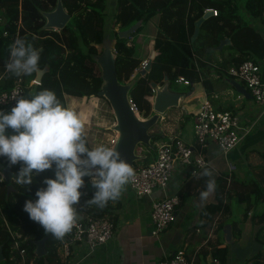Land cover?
<instances>
[{
    "label": "trees",
    "instance_id": "trees-1",
    "mask_svg": "<svg viewBox=\"0 0 264 264\" xmlns=\"http://www.w3.org/2000/svg\"><path fill=\"white\" fill-rule=\"evenodd\" d=\"M58 0H0V92L12 89L20 80L31 95L41 89H51L56 93L62 105L66 106V97L89 98L98 97L101 89V71L94 60V56L101 51L107 22L108 0H61L64 9L72 18L64 29L55 31L47 29L45 13L52 12ZM117 11L112 15V36L115 37V49L118 55L116 71L118 80L130 83L136 78L130 91L133 105L138 115L145 119L151 114L152 106L149 98L153 95L151 84L159 86L164 84L165 76L174 82L184 78L190 84L201 83L207 97L212 99V83L204 76V70H209L204 56L206 52L219 49L223 40L229 38L231 44L225 48L234 49L237 55L231 57L233 67L239 66L245 59H264V40L250 24H242L244 13L250 18L264 22V0H117ZM207 10L217 11L205 19L200 27L199 35L192 41L196 22L203 17ZM157 17L156 32L153 38L154 50L157 56L151 63L146 76L134 73L140 69L143 57L146 54L139 45V35L145 25ZM142 20V25L130 35L131 42L120 38L119 31L127 30L136 22ZM17 38L40 51L39 65L44 69L47 65L49 71L44 74L39 85L34 84L35 74L13 75L5 70L9 58V48ZM227 44V43H225ZM228 70V69H227ZM225 66L221 64L217 72L220 77L227 74ZM115 120H112V123ZM13 130L8 129V134ZM85 139L91 146L89 137ZM161 137V136H159ZM163 137V136H162ZM144 159L135 164V167L149 164L151 155L141 150ZM0 163L13 174L12 185L14 190L8 193L7 186L0 174V247L4 261L0 264H17L20 257L13 248L16 243L26 252V264H60L55 253L60 247L59 238L46 233L44 228L29 218L23 205L27 199H35L38 188L44 187L45 177L54 175L52 169L45 170L36 176L29 185L16 182V172L20 163L10 165L6 157H0ZM81 191L83 195L76 205L77 214L91 215L98 218H114V213L95 204L88 203L95 189L91 178L86 176ZM235 176H220L215 186V197L212 204L206 205L201 211L198 227L211 226L217 214L223 217L215 228L221 236L224 233L226 221L231 215L230 193L235 190V196L240 204L249 211L259 199L264 200V189H261L254 180L247 184L246 192L238 193L241 184ZM254 200V201H252ZM246 219V216H245ZM253 224L260 226L256 243L264 246V212L251 218ZM232 230L241 234L238 223H232ZM234 236V233H233ZM45 239L47 255L45 258L35 254V242ZM230 244H224L223 237L211 246L208 253L212 257L226 261ZM207 255L199 251L195 256L198 264H203L201 257ZM249 264H264L260 255L247 260Z\"/></svg>",
    "mask_w": 264,
    "mask_h": 264
},
{
    "label": "crops",
    "instance_id": "crops-1",
    "mask_svg": "<svg viewBox=\"0 0 264 264\" xmlns=\"http://www.w3.org/2000/svg\"><path fill=\"white\" fill-rule=\"evenodd\" d=\"M244 17L252 21V26L264 40V22L250 18L247 13H244ZM156 22L157 17L147 24L154 28V35L156 32ZM109 32H111L110 28L105 26V33ZM154 35H152L153 38ZM153 38L150 39L148 45L150 55L154 50ZM226 39L228 40L229 38ZM227 46H229L228 43L224 44L220 48V51L227 50L225 49ZM216 50L219 51L218 48ZM221 54L223 53L220 52L219 55ZM232 56L229 55L226 62L221 57L215 62L211 60L207 62L210 68L206 70L204 76L210 79L212 83V99L207 97L206 91L201 83L193 84L192 87L194 90L191 96L182 103V107L169 110L171 111L170 116L169 111L164 115L162 123H166L165 125L162 124L160 129L162 131L168 130V133L164 132L163 137H156L155 141L153 140L155 147L176 138L194 145V133L190 135L188 131L184 132L183 130L188 126L187 121L193 122L195 113L200 108L201 103L206 99L210 100L216 110L243 111L245 109L246 103L244 100L247 99L236 91L231 83L232 79L228 75L229 69L233 67V63L230 61ZM146 58L144 56L143 61ZM257 63L264 69V59L258 60ZM221 64L225 66L226 70L228 69L227 74L224 73L223 77H220V74L217 72ZM197 85H200V90L195 93ZM201 98L202 100H200ZM251 102L252 106H254L253 100ZM254 108L257 113H245L242 118L244 124H253V128L250 135L237 149L228 155H224L216 145L212 144L204 151V156L209 163L207 169L210 170L211 177L205 176L203 174L204 170H201L195 176L190 175L180 167L175 170L168 187L167 195L182 193L185 196V202L178 209L175 222L163 234L159 236L151 235V198L135 194L126 184L120 198L115 201L110 200L104 206L115 214L114 218H112L115 224L114 239L92 252L88 250L85 244L72 243L70 244V255L65 257L63 245L68 241V238L66 241L64 235L63 238H59L61 245L55 252L60 260V264H158L164 256L175 252L177 249H184L189 255H196L199 251L203 253L207 252V255L205 254L201 257L202 263L206 264L211 256L208 251L211 246L215 245L216 241L220 240V237H223V242L226 244L225 234L223 233L221 236L217 231L215 232V229L213 230L214 225L217 226V222L223 218L219 214L215 216L212 227H198L201 219V211L206 205L212 204L215 197L214 188L206 199L201 200L200 192L206 189L207 181L210 178H214L216 186V182L220 176L228 175L229 178L235 176L241 182H244L240 185L238 193L246 192V186L250 180L257 181L264 188V167L261 161V158H264V113L257 107L254 106ZM168 119L169 121L167 122ZM141 150L147 153L149 151L146 148ZM251 159H257L252 160L254 161V168L249 166ZM235 193V190L232 191L229 197H236ZM161 197H163V194L159 191H156L153 195L154 199ZM263 212L264 201L262 199L256 201L249 211H246L244 206L238 209L232 207L231 204V215L227 219L226 225L231 226L234 222L238 223L241 234L237 236V231L233 232L231 226L232 241L238 246L232 252L228 253L227 259L224 261L225 264H249L247 260L253 252L260 255L261 259L264 260V246L256 243L255 237L258 234L260 226L253 224L251 220L253 216H259ZM80 216L81 218L84 217L82 215ZM248 243H252V247L248 246L245 252L241 251ZM229 251H231L230 247ZM240 252L243 255H239ZM45 264H48V261Z\"/></svg>",
    "mask_w": 264,
    "mask_h": 264
},
{
    "label": "clouds",
    "instance_id": "clouds-1",
    "mask_svg": "<svg viewBox=\"0 0 264 264\" xmlns=\"http://www.w3.org/2000/svg\"><path fill=\"white\" fill-rule=\"evenodd\" d=\"M39 61L40 51L17 38L9 48L5 70L13 75L39 73ZM84 126L82 116L62 105L51 89L17 97L10 111L0 110V157H6L10 165L20 163L16 182L29 185L37 174L53 170L54 175L44 178V187L36 190L35 199L25 201L23 209L55 238H63L75 224L86 176L96 189L87 202L99 207L120 198L135 176L117 149L89 147ZM8 129L13 130L11 134ZM203 174L211 177L207 168ZM214 188L215 180L210 178L200 192L201 200Z\"/></svg>",
    "mask_w": 264,
    "mask_h": 264
},
{
    "label": "built area",
    "instance_id": "built-area-1",
    "mask_svg": "<svg viewBox=\"0 0 264 264\" xmlns=\"http://www.w3.org/2000/svg\"><path fill=\"white\" fill-rule=\"evenodd\" d=\"M212 11L213 15H217V11ZM147 62L143 61L140 69L144 68ZM228 75L232 80L244 86L251 95L254 106L264 113V69L262 66L254 61L244 60L239 66L230 68ZM173 83L174 86L190 84L184 78H178ZM151 89L153 95L149 100L152 106L156 91L155 88L151 87ZM20 96L27 97V93L19 80L12 89L0 92V110L10 111L15 104V99ZM252 128L253 124L243 123L238 112L216 110L210 100L206 99L201 103L193 118L194 145L176 138L158 147L154 146L151 151L143 147L149 150V155L151 152L152 161L147 165L135 167V176L127 185L135 194L150 197L152 200L151 235L163 234L175 222L176 213L185 202V196L182 193L167 195L175 170L180 167L190 175H197L209 166L204 151L210 145H216L224 155H228L250 135ZM116 137L117 134L110 140V146L115 143ZM156 191L161 192L163 197L154 199L153 195ZM215 228L216 225L213 230ZM114 237L115 224L112 219L91 215L79 219L76 217L72 230L65 234V240L68 238V241L66 240L67 242L63 245L64 256L70 255V244L72 243L85 244L92 252L110 243ZM14 250L20 257L18 264H26L25 250L18 243L15 244ZM158 264H198V262L195 255L187 254L184 249H177L164 256ZM206 264H225V262L210 256Z\"/></svg>",
    "mask_w": 264,
    "mask_h": 264
},
{
    "label": "water",
    "instance_id": "water-1",
    "mask_svg": "<svg viewBox=\"0 0 264 264\" xmlns=\"http://www.w3.org/2000/svg\"><path fill=\"white\" fill-rule=\"evenodd\" d=\"M44 15L46 18L45 27L55 31L64 29L72 18V16L64 9L61 0H58L54 11L45 13ZM212 15L213 11L208 10L205 12L203 17L196 22L192 41L198 37L203 21ZM142 23L143 21L140 20L127 30L117 31L118 36L120 38H129L132 33L137 31ZM114 40L115 37L112 36V32L105 33L102 41V51L98 55L94 56V60L100 68L102 78V85L100 91L98 92V97L104 98L108 102L115 118V123L112 126V129L116 132L117 137L115 143L110 147L117 149L121 153V158L126 160L134 169L135 161L142 158L139 154H137L139 146H145L149 150L154 149L152 141L155 136L151 133L152 129L159 123L160 120L162 121L164 119V115L169 110L182 107V103L189 96H191L194 88L192 87L187 93L177 90L175 89L174 83L169 81L167 76H165L164 84L162 86L152 83L151 87L155 88L156 91L152 104L153 113L148 118L142 119L135 110L130 96V91L136 78H134L132 82L126 84H123L118 80L116 71V60L118 56L116 54V49L113 46ZM225 43L230 44V41L227 39L223 40L219 49ZM156 56L157 53L153 50L147 65L140 70V76L144 77L147 75L151 63ZM48 71L49 67L47 65L44 69H41L39 73L35 74L33 83L39 85L44 74ZM231 83L236 91L242 94L245 99H252L251 95L242 84L236 82L235 80H232ZM0 174L2 180L7 186L8 193L14 190L12 185L14 174L1 163ZM95 191L96 189L93 190V194ZM76 217L81 218L79 214H76ZM224 234L225 243L230 244L232 241L230 225L225 226ZM35 245L36 256L45 258L47 254L45 239L36 241ZM4 260L2 248H0V262ZM45 263H47L46 259Z\"/></svg>",
    "mask_w": 264,
    "mask_h": 264
},
{
    "label": "rangeland",
    "instance_id": "rangeland-1",
    "mask_svg": "<svg viewBox=\"0 0 264 264\" xmlns=\"http://www.w3.org/2000/svg\"><path fill=\"white\" fill-rule=\"evenodd\" d=\"M116 2H117V0H108L107 8H106V13H107L106 27H109L111 31H112V28H111L112 15H114L117 11ZM244 23L250 24L252 26V24H251L252 21L246 17H243L242 24H244ZM115 30L119 31L120 29L117 27V28H115ZM153 33H154V28L151 25H147V27H144L143 31L139 35H137L139 45L141 44V49H142L141 55H143V52H145V50H146L145 56L147 58L145 61H148L150 58L149 57L150 51H148L149 50L148 45H149L150 39L153 38V36H152V35H154ZM129 38H124V39H127L129 42H131V39H129ZM115 41L116 40H114V42H113V46H115ZM98 48L100 51H102V46H99ZM225 49H227V50L217 51L216 49L215 50L213 49L211 52H206L205 53L206 55L204 56L203 60L205 62H208L210 60L212 62H215L221 57L226 62L228 60L229 55H235L236 51L234 49H230V48H225ZM220 52L223 54L219 55ZM140 70L141 69L137 70L133 76H135L137 73H139ZM213 70H214V68H213ZM204 72H206V70H204ZM207 72H210V71H207ZM32 85H34L33 82H31L30 86H32ZM175 89L187 93V92H189V90L191 88H189L188 86H185L184 84H176ZM199 90H200V85H197L195 93H197ZM30 91H31V89H30ZM30 91L26 90L27 96L31 95ZM200 100H202V98ZM251 101L252 100H250V101L244 100V102L246 103V107L243 111L235 110L236 112L239 113L241 119L243 118L245 113H250V114L251 113L252 114L257 113L255 111L254 106H252ZM253 105H254V103H253ZM66 107L73 109L74 111L78 112L82 116V118L84 120V125H85L84 126V134H86L89 137L92 147H95L98 145H105V146L110 147V140L116 136V132H114V130L112 129V126L115 123V121L112 123V120L113 119L115 120V118H114V115L112 113V109H111L110 105L108 104V102L104 98H100V97H96V96H91L89 98H86V97L85 98H74V97L67 96L66 97ZM173 112H177V111H173ZM170 113H171V111H169V116H170ZM168 121H169V119L167 120V122ZM162 122H163V120L162 121L160 120L159 123L157 125H155V127L151 131V133L155 136V138L159 137V136L162 137L164 132L168 133V130L162 131L160 129L161 128L160 126H162V124L165 125V123H166V122H164V123H162ZM186 123L188 124V126L183 131L184 132L188 131V133L190 135H192V133H193V129H192L193 128V122L187 121ZM155 138H154V141H155ZM154 141L152 142V144L154 143ZM141 149H143V147L139 146V148L137 149V154H140ZM257 159H259V158H257ZM257 159H251V161L249 160L250 161L249 166L251 168H254V161H252V160H257ZM261 161L263 164L262 166L264 167V158H261ZM255 182L258 184V186L261 189H264L263 187L260 186V184L257 181H255ZM262 201H264V200H262ZM231 204H232V207H235L238 209L241 206H244L243 204H240L237 201L236 197H232ZM237 246L238 245H236L234 243L231 244L230 245L231 251H229V252H232L234 250V248L235 249L237 248ZM248 246L252 247V243L246 244L245 247L243 249H241V251L245 252V250L248 249ZM239 255H243V254L240 252ZM255 255H257V254L255 252H253L251 254L250 258H252Z\"/></svg>",
    "mask_w": 264,
    "mask_h": 264
},
{
    "label": "bare ground",
    "instance_id": "bare-ground-1",
    "mask_svg": "<svg viewBox=\"0 0 264 264\" xmlns=\"http://www.w3.org/2000/svg\"><path fill=\"white\" fill-rule=\"evenodd\" d=\"M140 155V154H139ZM141 156H143V155H141ZM143 157H145V156H143ZM139 161H141V160H137V161H135V163L134 164H136L137 162H139Z\"/></svg>",
    "mask_w": 264,
    "mask_h": 264
}]
</instances>
